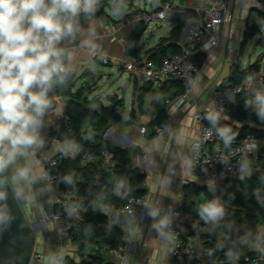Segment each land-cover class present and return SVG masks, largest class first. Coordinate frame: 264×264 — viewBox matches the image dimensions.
I'll return each mask as SVG.
<instances>
[{
    "label": "crops",
    "instance_id": "0c3cea01",
    "mask_svg": "<svg viewBox=\"0 0 264 264\" xmlns=\"http://www.w3.org/2000/svg\"><path fill=\"white\" fill-rule=\"evenodd\" d=\"M159 2L162 1L151 0L150 8H143L142 4L137 5L134 2L125 14L116 16L115 20L109 23L82 11L80 13H84V21L79 25L76 39L65 37L58 45L65 50L63 60L68 65V71L76 73L74 90L93 84V91H85L84 97L89 99L88 104L107 117V125L103 131L104 138L126 148L132 168L145 174L143 186L146 188L145 192L151 194L152 201L143 219L141 210L138 209L132 220L122 228L123 236H127L131 241L128 262L129 264H171L173 238L171 234L158 237V229L154 227L164 217H167L169 222L179 224L197 246H204L206 239L216 238L227 247V256H242L249 251L254 241L264 235V223L260 220L253 223L252 219L246 222L239 221L226 213L216 220L202 218L200 209L210 200L204 191H195V187L203 186L213 190V186L218 183L203 174L192 172L190 145L200 134V126L196 119L198 111H213L211 114L216 120L223 118L240 127H255L250 121H237L229 114L227 108L237 101L238 94L235 95L230 90V82H235L232 80L235 70L242 71L259 60L261 73L264 74V4L259 0L230 1V19L224 22L221 28L219 45L209 52L202 47L192 52V55L199 54L203 58L197 79L192 84L190 93L181 102L179 100L184 90L178 86L173 89V98L168 99L164 105L167 110L166 129L163 134H159L158 129L162 126L155 122V115L148 109L157 96L155 90L164 83H169L171 78L158 83L145 81L125 66V62L135 58L132 55L126 56V45L133 33L141 35L139 41L142 47L141 57H149L148 50L168 37L176 25V21L169 15L168 20L152 22V25L145 22L146 12ZM170 2L172 12L191 11L195 14L202 11L209 0H171ZM184 25L185 23L177 39L181 48L184 45ZM85 41H90V45L85 44ZM254 42V48L259 49L258 56L255 60L251 57L247 59L245 54ZM69 54L71 60L67 58ZM103 55L109 56L108 63L102 61ZM142 89L145 90V94L140 103L138 93ZM120 100L123 101L122 104L119 103ZM219 104L226 106L224 112L216 109ZM66 108V99L60 95L57 97V105L41 118V123L44 121L45 124L42 131L46 133L43 145L51 153L59 151L63 146L60 137L51 136L50 132L53 129L61 131L62 122L67 116ZM84 122L89 125V118ZM143 125L147 126L146 132L140 129ZM262 166L261 160L252 161L242 175H251L255 168ZM21 169L27 170V177H18ZM7 171L19 194L27 198L31 215L39 220L41 205H48L57 197L72 199L74 196L67 182L75 174L72 160L60 166L63 178L58 184H51L41 177L40 165L25 149L23 155H17L14 162L7 166ZM106 173H108L106 170L96 171L91 183L96 185L101 183V186L92 195L89 203L93 206L94 214L99 213L104 216L106 222L91 217L77 221L81 234L88 236L102 225L108 229L116 226L118 209L124 202L122 191L131 185H138L124 173L114 181L104 180L103 176ZM153 208L159 210L156 217L150 215V210ZM176 209L183 211L182 217L178 220L173 216V211ZM40 231L48 238V252L55 253L60 244L55 222L44 223ZM73 238L69 245V259L74 260L75 263L82 262L87 253L83 254L79 250ZM43 264L49 263L47 261Z\"/></svg>",
    "mask_w": 264,
    "mask_h": 264
},
{
    "label": "built area",
    "instance_id": "2783aa9c",
    "mask_svg": "<svg viewBox=\"0 0 264 264\" xmlns=\"http://www.w3.org/2000/svg\"><path fill=\"white\" fill-rule=\"evenodd\" d=\"M231 0H209L202 11L192 14L185 23L183 29V47L180 52L169 51L159 61L149 57H135L125 62L128 70L134 71L142 80L149 82H161L166 78H179L188 83L183 92L180 102L184 100L191 91L192 84L196 81L199 65L190 58L192 52L202 47L207 52L220 43V31L224 22L230 19ZM264 4V0H259ZM172 8L170 1L155 3L154 7L147 11L144 20L147 24L158 23L168 20V12ZM82 12V11H81ZM96 55V53H95ZM101 59L104 63L110 61L109 56L103 55ZM65 66L68 65L63 60ZM248 86L253 91L252 104L253 110L258 113L255 104L257 93L264 94V74L251 73L240 82H230V90L233 94H239ZM170 101V100H169ZM216 109L220 112L226 110L224 104H219ZM210 112L198 111L196 119L200 126V134L193 139L190 148L192 153L191 170L195 173L203 174L214 182H220L227 176H240L247 170L248 165L255 160H261L264 155V136L255 133H248L242 138H233L225 144L223 137L217 131L223 128L216 123L213 124L209 119L213 116ZM66 132L71 134L63 146L55 153L47 151L42 144L40 147L31 146L26 148L31 158L41 167V177L51 184H58L62 181L60 166L66 159H79L83 163L95 162L98 171L106 170L112 172L116 166L114 153L108 148H102L99 153L86 152L79 153L75 136L72 135L71 121L66 116L64 118ZM141 131L146 132L147 126H141ZM166 126L158 129L159 134L165 132ZM39 138L44 141L46 133L37 129ZM60 141L61 138H60ZM66 145H75L76 150L65 151ZM189 181V180H186ZM152 201V196L148 192L141 195H131L127 202L118 209V219L116 226L123 228L124 225L132 220L136 211L141 210L142 219L145 217L146 210ZM40 221L43 223L53 221L56 224L57 236L59 239V249L50 255L49 264H66L69 257V245L73 238V229L77 221L84 220L88 211V206L81 203L73 204L70 198L57 197L48 205H41ZM183 215L181 209L173 211L175 220ZM32 230L36 234V227L31 224ZM33 232V231H32ZM164 234L157 230L158 237L171 234L173 238L171 264H261L264 262V235L254 241L249 251L242 256L214 255L207 246H197L196 242L183 230L179 224L169 222L163 229ZM112 264H129L128 253L131 249V241L127 236L122 235V242L118 245H106ZM45 254L37 246L33 252L29 264H42ZM84 259L92 260L89 254ZM96 264V263H94ZM151 264V263H137Z\"/></svg>",
    "mask_w": 264,
    "mask_h": 264
},
{
    "label": "trees",
    "instance_id": "16d2710c",
    "mask_svg": "<svg viewBox=\"0 0 264 264\" xmlns=\"http://www.w3.org/2000/svg\"><path fill=\"white\" fill-rule=\"evenodd\" d=\"M130 0H96L94 5V11L89 13L90 15L100 18L103 22L109 23L115 20L112 12L120 9L122 3ZM162 2L171 0H161ZM47 2V0H46ZM192 12H172L169 10L168 15L176 21V25L173 27L171 34L168 37L163 38L155 47L148 50L149 58L159 61L169 51L180 52L181 46L177 42L179 32L184 23H186L192 16ZM62 17L65 14H61ZM84 21V13H79L76 18L73 19L74 28L76 31L71 39H76L79 31V25ZM254 27V26H253ZM253 33H256L254 29ZM141 35L133 33L126 45V56L132 55L135 57H141L142 47L139 45ZM199 66L203 62L201 55H191ZM261 72V64L259 60H256L249 67L242 71L235 70L232 75V80L240 82L243 78L251 73ZM76 73L74 71H67L65 73V79L63 81H56L52 84L48 91V97L51 100V107L45 113V115L57 105V97L63 95L66 99L67 108L66 114L71 121L72 135L75 136L77 148L81 157L86 152L99 153L102 148H108L114 153L116 160V166L112 172L104 174L103 179L115 180L120 174L129 177L134 180L138 185H131L129 188L122 191V198L124 197V205L127 199L131 195H141L146 191L143 186L145 180V174L139 173L138 170L132 168L128 150L120 145L113 144L104 138V129L107 125V117L101 112L93 108L86 101L89 99L84 97V90L81 87L78 90H74ZM181 87L184 91L188 86V83L179 78H171L169 83H164L159 89H156V98L153 99L149 112L155 115V122L164 127L167 125V110L165 108V102L168 99L173 98L172 91L175 87ZM145 94V90H140L139 102H142V97ZM253 91L250 87L246 86L245 89L237 95V101L227 108L229 114L237 121H250L255 127L249 126H237L230 120L219 118L217 122L223 128L230 129V133L235 138H242L248 133H255L259 136H264V118L258 113L254 112L252 101ZM84 97V98H83ZM81 98V100H80ZM119 103H123L122 100ZM45 115L42 117L44 118ZM89 118L90 124L87 125L84 121ZM259 127V128H256ZM44 121L40 124L39 130H44ZM61 134L57 135L61 138L62 142L71 136L66 132V126L63 125ZM72 159H66L65 162ZM75 166V174L73 178L67 182L69 187L72 188L74 196L70 199L71 203L88 206L86 217L93 219H100L102 222H106V218L99 213L93 211V206L89 205L91 197L100 188V184H94L96 163L87 162L83 163L79 159L72 160ZM263 162L262 168H255L251 175L240 176H227L220 183L216 184L214 190L209 187L197 186L195 191H204L209 197L210 201H218L223 208V213L230 214L237 219H250L256 218L264 223V155L261 158ZM110 184L113 183L110 181ZM88 196V197H86ZM73 239L78 244L79 250L82 253H87L92 257V260L84 259L82 262L75 263L74 260L67 258L66 264H112V258L109 256L106 245H118L122 242L123 230L118 226H113L108 229L102 225L97 227L88 236L84 233L81 234V228L79 224L75 225L72 231ZM204 246L211 249L214 255H227V247L220 243L216 238L206 239ZM261 264H264L261 263Z\"/></svg>",
    "mask_w": 264,
    "mask_h": 264
},
{
    "label": "clouds",
    "instance_id": "9594fccd",
    "mask_svg": "<svg viewBox=\"0 0 264 264\" xmlns=\"http://www.w3.org/2000/svg\"><path fill=\"white\" fill-rule=\"evenodd\" d=\"M95 4L96 0H0V172L17 155H23L24 149L42 146L37 129L51 107L49 88L63 81L69 70L63 62L65 50L58 45L74 35L73 19L81 11L93 12ZM67 58L71 60V55ZM254 102L264 118V94L257 93ZM209 119L216 123L214 115ZM217 131L225 144L233 138L228 128ZM64 150L75 151L76 146L66 145ZM27 174L21 169L18 177ZM6 196V191L0 190V200ZM158 214V209L150 210L152 217ZM200 214L205 220H216L223 215V208L218 201H210ZM6 218L0 212V222ZM168 223L164 217L154 227L163 235Z\"/></svg>",
    "mask_w": 264,
    "mask_h": 264
},
{
    "label": "water",
    "instance_id": "95a60500",
    "mask_svg": "<svg viewBox=\"0 0 264 264\" xmlns=\"http://www.w3.org/2000/svg\"><path fill=\"white\" fill-rule=\"evenodd\" d=\"M134 2H125L113 12V16L125 14ZM0 190L7 193L6 199L0 200V212L7 217L0 222V264H29L38 245L36 234L44 223L31 215L27 198L19 194L12 184L7 168L0 172ZM31 224L38 230L36 234L32 232Z\"/></svg>",
    "mask_w": 264,
    "mask_h": 264
},
{
    "label": "rangeland",
    "instance_id": "374dc122",
    "mask_svg": "<svg viewBox=\"0 0 264 264\" xmlns=\"http://www.w3.org/2000/svg\"><path fill=\"white\" fill-rule=\"evenodd\" d=\"M135 4H137V5H140V4H142V7L143 8H145V7H147V8H150L151 7V0H135ZM151 25H152V23H151ZM151 26H149V28H150ZM255 41H256V39H255ZM255 47V42H254V45H252L248 50H247V52H246V54H245V58H252V59H256L257 58V56H258V53H259V49L258 48H254ZM101 66H104V65H102L101 64ZM92 86H93V84H91V85H89V86H87V85H85L84 87H83V90H84V92L85 91H87V90H89V91H93V88H92ZM118 96H116V98H117ZM94 99H95V97H94ZM99 99H101V98H99ZM87 103L88 102H90V101H86ZM63 124H62V127H63V125H64V122H62ZM62 132L60 131V130H52L51 132H50V135L51 136H54V135H60ZM217 183H220V182H217ZM214 188H215V186H213V190H214ZM32 217V216H31ZM250 219H252L251 220V222H253V223H256V222H258L259 220L258 219H256V218H250ZM243 221H247V220H249V219H245V218H243L242 219ZM241 219H239V221H242ZM46 223V222H45ZM46 226H47V224H46ZM47 229H48V226L46 227ZM33 231V233H35V231H34V229L32 230ZM36 231H38V230H36ZM37 237H38V245H37V248L40 250V251H42V252H44V254H45V258H44V262H49V259H50V255L51 254H54V253H49L48 252V250H47V248H48V238H47V236L44 234V232H42V231H39V232H37ZM43 262V263H44ZM42 263V264H43Z\"/></svg>",
    "mask_w": 264,
    "mask_h": 264
}]
</instances>
